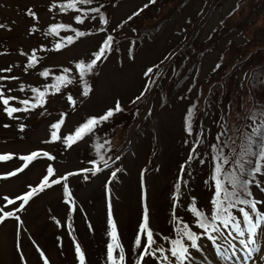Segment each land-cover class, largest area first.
I'll return each instance as SVG.
<instances>
[{
    "label": "rangeland",
    "instance_id": "374dc122",
    "mask_svg": "<svg viewBox=\"0 0 264 264\" xmlns=\"http://www.w3.org/2000/svg\"><path fill=\"white\" fill-rule=\"evenodd\" d=\"M55 1L57 0H11L12 5L9 6L6 0H0V25H4L0 27V90L5 97L16 98L9 102V106L27 109L9 117L0 101V154L9 151L15 156H23L30 151H42L48 152L50 157L61 159L73 152L78 162L94 164L88 157L89 145L95 143L94 137L97 134L105 133L103 148L110 152V156H116L120 147L128 143L132 124L137 122L136 118L144 111V101L151 94L152 90L145 94L139 92L145 83L144 79L152 81L164 71L165 62L170 58L168 56L165 59V55L170 52V56L174 55L169 69L173 75L174 87L171 90L164 89V92L170 93L174 88L182 86L192 97L188 100L192 108L183 116L186 96L172 99L166 106L158 104L157 97V101L152 100V111L139 122H142L140 131H143L137 132L138 136L143 137L146 151L143 175H139V181L136 173L132 177L127 169L130 151L126 149L118 156V162L113 167L117 175L113 188L119 203L126 207V200L132 197V193L127 194L126 187L122 185L123 176L125 175L127 183L133 180L140 219L142 215L143 222L141 206L145 197L146 202H149L150 222L154 232L161 231L171 239L176 236L171 225V194H177V227L182 228L185 223L199 233L195 226L197 216L192 208L195 207L208 216L212 214L214 180L219 175L227 186V175L236 167L231 163L235 158L234 153L240 151L241 145L252 133L248 134L247 130L251 121L256 119L255 112L259 108L264 110V0H174L173 5L167 4L168 0H159L156 5L152 3L153 0H92L91 4H77L83 10L80 12L72 8L62 11L59 5L51 8ZM178 4L180 5L175 7ZM140 6L148 7L142 12H135ZM90 8H98L100 13L87 11ZM6 10H14L26 26L12 19L5 13ZM40 15H47L42 23L39 22ZM76 15L82 17L83 23L75 21ZM92 16H96V19L92 20ZM176 20V28L164 34L165 27ZM55 22L70 24L71 27L57 29V36H54L48 33V28ZM222 24L227 27L216 33ZM106 26L108 31L113 29L114 36L106 47V57L111 49L118 51L107 59L102 58L92 64L90 54L103 41L102 29ZM73 29L75 31L71 32ZM190 34H193L191 41L194 63H189L182 48L171 47L179 46ZM65 35L73 37L72 43H64ZM128 38L134 39L131 41L132 45L147 38L132 59L127 57L128 44L125 42ZM55 39L61 41L59 51L52 47ZM144 50L147 51L144 59L153 57V60L136 71L133 79L136 93L132 98L112 97V94H106L107 90H99V81L108 63L114 70L123 72L128 68L133 71ZM161 60L164 62L156 72L150 78H145L146 67ZM75 65L83 66V74L67 70L73 69ZM54 70L56 71L53 72ZM45 72L47 75H44ZM193 78L192 84L186 83ZM32 89L39 91L33 92ZM40 93L44 94L42 98ZM137 94L140 98L132 102ZM24 99L30 101L28 106L19 103ZM116 101H120L124 104L123 108L134 114L129 118L119 112V117L110 118L115 124L126 121L125 127H117L122 128L121 132L113 136L112 122L98 121L92 131L85 133L80 140L70 144L64 142L77 127L94 116L99 117L106 109L113 107ZM164 115L169 139L161 150L155 123L159 116ZM85 117L86 121H83ZM169 119L179 121L176 137ZM53 124L57 127L53 128ZM189 125L192 127L191 132L188 131ZM220 133L224 135L223 138L219 136ZM41 157L46 160V164L38 180L48 175L49 182H52L53 178L59 180L65 174L57 172L53 159ZM153 158L155 163L151 168L148 164ZM225 158L229 160L227 165L223 163ZM248 159L251 160V167H255L259 161L258 156ZM39 160L40 158L36 162ZM10 161L13 160H0V171L7 170L2 166H7ZM217 164L222 170L221 174L216 173ZM49 165L53 167L51 174L47 173ZM180 170H183L182 179H177ZM105 173V177L101 175L103 180L108 176V172ZM148 176L152 178L150 185ZM256 179L264 185V168L262 174L256 175ZM62 181L57 184H62ZM141 181L145 183V188L143 184L137 186ZM251 190L255 198L264 200V193L259 189L253 186ZM64 197L65 200L69 199L66 194ZM258 210L264 212V203L258 205ZM50 216L56 223L54 216ZM69 216L72 219L71 213ZM255 240V243L251 239L248 242L250 264H264V236L258 232ZM0 250L5 251V246L0 245ZM138 251L135 244L131 256L136 259ZM10 256L12 263L18 264V256L14 250L10 251ZM195 257L197 261L207 258L208 264H236L215 257L207 243L203 245V252L196 253ZM0 259L1 264H5L4 259ZM145 264H162V261L158 256H148Z\"/></svg>",
    "mask_w": 264,
    "mask_h": 264
},
{
    "label": "snow or ice",
    "instance_id": "6c2138e0",
    "mask_svg": "<svg viewBox=\"0 0 264 264\" xmlns=\"http://www.w3.org/2000/svg\"><path fill=\"white\" fill-rule=\"evenodd\" d=\"M92 0H67V5H60L62 11L67 10V8H72L76 12L83 11L81 8L77 7V4H91ZM87 11L100 13V9L98 8H90ZM101 18H103L101 16ZM92 20L96 19V16L91 17ZM131 19V17H129ZM75 21L78 23H83L82 17L80 15L75 16ZM0 27H4V25H0ZM71 27L70 24H52L51 28L53 31L56 29H67ZM75 31V29H73ZM79 35H83V33H79ZM69 40L72 39L71 36L68 37ZM113 37L108 36L105 41V47H107L108 41H112ZM57 48H59V44H57ZM105 49H100V52L96 53L97 58H99L100 54ZM95 60L92 61V64H95ZM81 67H83L81 65ZM91 67V64L89 65ZM10 71V70H9ZM150 72L151 69H148ZM47 75V72L44 73ZM33 92H38V89H32ZM87 94V93H85ZM43 93H40V98L43 97ZM140 97H137L139 99ZM16 98L13 96L5 97L3 91L0 90V101L5 106L3 110L8 114L9 117H12L14 113L21 112L27 110L26 108L20 107H11L9 106V102L11 100H15ZM19 103L24 106H28L30 101L28 99L20 100ZM117 110H119L117 108ZM113 115V110L108 109L105 115L99 117H92L88 119L85 123L80 125L75 129V132L71 135H68L65 139V143L75 142L82 138V136L91 132L93 127L97 124L98 121L107 120L109 117ZM7 127V125H6ZM23 127V126H21ZM53 128H56L57 125L53 124ZM188 131H192L191 125L188 126ZM55 136V133H53ZM258 137V139L256 138ZM12 153L8 154H0V160H9L12 158ZM41 155L44 157H48L49 159H54L49 156L48 152H37L30 151L29 154L20 156L19 159L23 161V165L21 167H17L14 172L7 173L8 176H14L18 172L23 171L25 168L29 167V165L36 161ZM259 157V161L256 163L255 167H251V160L248 157ZM234 159L231 163L235 164L236 167L232 169L231 172L227 175V186L222 184L220 176L218 175L215 179V198L212 200V204L214 205V211L210 216L205 215L203 212L198 211L195 207L192 208V211L198 217L196 223L201 229V232L198 234L197 232L192 231L187 225H184L182 228H177L176 230V238L171 240L170 249L166 250L163 247L153 245L156 244V241L153 239L154 233L152 228L150 227V215L149 208L146 206L143 209V222L138 225L140 235L135 237V244L138 249L145 255L149 252L155 255L156 253H161L160 259L162 264H208L207 258L202 261H197L196 257L192 255V250H201L198 241L201 237H205L207 240L211 241L216 245V250L221 251V246L219 245L218 238L225 240L230 246L232 245L231 240L228 237H232L233 240H239L241 245H244L247 248H250L248 244V240L251 239L253 243L256 242L255 238L258 235L264 236V212L258 210V205L264 203V200L257 199L253 196V192L251 190L252 186L255 185L256 188L259 189L261 193H264V187H261V181L256 179V175L262 172V168H264V128L258 127L253 129V132L248 135L246 142L243 143L240 147V151L234 153ZM119 159V157H117ZM94 162V161H93ZM105 168L108 167L107 161H104ZM225 165L229 164V160L225 158L223 160ZM248 165V167H246ZM81 171L87 172L90 175H95L100 172L101 169H87L84 168ZM119 171V169L117 170ZM53 172V167L49 165L47 167V173L51 174ZM216 173L221 174L222 170L217 164ZM68 175H72L71 172ZM113 177L116 176V173H111ZM246 177V178H245ZM60 180H64L65 183L62 185L63 193L68 195L71 198L72 193L69 192V185L66 182L67 176L61 175L60 179H53L52 184H57ZM49 180L48 175L43 177V180L38 183L37 187H32L29 185L28 187L31 190H25L23 195H17L15 200L20 201L19 205L16 207V212L12 211H3L2 215H0V223H3L6 218H13L15 221L19 222V225H23L24 221L21 219L17 212L24 211L26 212V205L29 204V201L33 199L35 195H38L40 192H43L46 188H48ZM179 185H177V188ZM8 204H14L13 200H9L5 197ZM234 210L241 214L240 217L234 214ZM253 213L255 214L253 216ZM108 222L111 226V239L113 243L107 244V259L109 264H126V254L124 246L119 243V239L117 236V222L113 218L112 215V207L111 203L108 204ZM242 225H246V228ZM232 229L237 234L232 236V232H228L227 236L225 235L224 230ZM35 243V241L33 242ZM19 247V246H17ZM118 250V251H117ZM37 251L40 254V257L43 258L44 264H49L48 257L45 256V253L40 250L39 246H37ZM76 256L78 258L79 264H86V252L81 248L79 243L76 244L75 247ZM23 254L21 253V257ZM137 264H141V259L137 260Z\"/></svg>",
    "mask_w": 264,
    "mask_h": 264
},
{
    "label": "bare ground",
    "instance_id": "6f19581e",
    "mask_svg": "<svg viewBox=\"0 0 264 264\" xmlns=\"http://www.w3.org/2000/svg\"><path fill=\"white\" fill-rule=\"evenodd\" d=\"M6 3L9 6L12 5L11 0H6ZM5 13L12 19L18 20L23 26H26V23L22 18L17 16L16 12L6 10ZM45 18H47V15H40L39 22H44ZM177 22L176 20L168 24L163 31L164 34L175 29ZM146 52L144 50L141 53L135 63L133 71L128 68L123 72L114 70L111 64L108 63L103 69L102 77L99 81V90H107L106 94H112V97L118 96L122 97V99L132 98L136 93L133 82L136 71L153 60V57L149 60L144 59V55L147 54ZM165 116H159V120L155 123L161 150L164 149L169 139L164 124ZM169 121L171 122V130L173 131L174 137H176V128L180 125L179 121L174 119H169ZM130 139L132 145L131 152L128 156L129 163L127 169L132 174V177L133 173H136V179L139 181V175L143 173L146 157L144 140L134 133L131 134ZM53 162L55 166H58L60 172L76 170L78 169L77 166L81 165L76 160L73 152L66 154L61 159H55ZM45 164L46 161L40 158L39 162L33 163L17 177L10 180H3L4 182L1 184L4 185L3 190H7L12 195L24 191V184H35L37 182L38 177L43 172ZM13 165L9 164L10 167ZM98 176L100 175L89 177L86 174H77L75 177L66 181L69 188L73 189V218L76 221L78 236L82 241L81 248L86 252V264H109L107 259V244L113 243L110 236L112 229L106 218L104 191L100 186L103 183V177ZM147 181L150 185L152 178L148 176ZM122 185L126 187L127 194L128 192L132 193V197L126 200V207L120 204L119 201H115V211L118 218L117 229L121 233L122 241L126 246V264H131V254L132 248L135 246V237L139 235L137 225L141 219L136 206L137 199H135L134 195L133 180L127 183L124 175ZM37 200L38 202H36ZM26 209V212L21 211V216H25L26 224L32 235L44 247L52 264H79L75 252V247L78 242L67 228V212L69 210L63 202L60 186L55 185L50 190L44 191L43 194L31 201ZM49 213L56 217L58 225L51 222ZM10 227L11 224H8L4 227V230ZM4 244H6L5 247L7 249L10 248V241L6 242L5 240ZM25 252L30 264H40V260L33 249L25 250ZM5 264L13 263L6 262Z\"/></svg>",
    "mask_w": 264,
    "mask_h": 264
},
{
    "label": "trees",
    "instance_id": "16d2710c",
    "mask_svg": "<svg viewBox=\"0 0 264 264\" xmlns=\"http://www.w3.org/2000/svg\"><path fill=\"white\" fill-rule=\"evenodd\" d=\"M158 2H159V0H153V1H152V3L155 4V5H156ZM167 4H171V5H173V4H174V0H168ZM179 5H180V4L176 5L175 7H177V6H179ZM147 7H148V6H144V7H143V11L146 10ZM190 23H191V20L188 21V24H190ZM226 27H227V26H225L224 24H222V25L220 26L219 30L216 31V33H217L218 31H220V30L226 28ZM192 31H193V29H192ZM186 32H187V29L184 30V33H186ZM192 35H193V34H190L189 36L185 37L184 40H183V42L178 46L179 48H182V49L185 51V52H184V55L187 56V60L189 61V63H194V55H192V50H193V48H192V42H193V41H191V39H192ZM132 40L134 41V39H132ZM195 42H196V41H195ZM196 43H197V42H196ZM81 70H82V67L80 66V74H83V73L81 72ZM195 108H196V107H195ZM194 110H195V109H194ZM254 117H255V118L259 117L258 112H257V113L255 112V116H254ZM262 118L264 119V116H262ZM119 132H120V131L118 130L116 133H112V134H113V136H115V134H118ZM115 138H116V137H115ZM105 140H106V135L104 136V138L99 139V142H98L97 148H98L100 151H104V149H103L102 146L104 145Z\"/></svg>",
    "mask_w": 264,
    "mask_h": 264
}]
</instances>
